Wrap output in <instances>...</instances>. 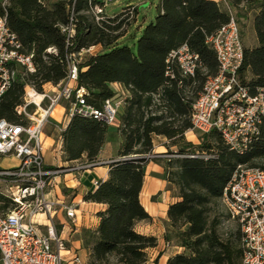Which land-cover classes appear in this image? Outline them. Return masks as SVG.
<instances>
[{
	"label": "trees",
	"instance_id": "1",
	"mask_svg": "<svg viewBox=\"0 0 264 264\" xmlns=\"http://www.w3.org/2000/svg\"><path fill=\"white\" fill-rule=\"evenodd\" d=\"M243 2L247 10L257 11L258 44L245 48L240 77L246 84L264 88V0L233 1L237 9ZM96 4L104 5L99 0H8L5 11L0 3L10 30L25 52L34 53L37 65L33 74L18 67L0 98V120L28 123L16 111L23 104L26 87L42 92L46 84L58 85L68 74V51L100 44V53L86 56L79 64L77 85L88 90L87 102L96 107L115 96L113 84L121 85L127 98L120 118L123 143L118 155L109 163L108 178L85 196L86 201L107 206L99 213L98 229L86 233L89 264L147 263L148 250L157 246V238L138 233L135 226L151 219L140 202L150 162L164 167L168 188L179 199L169 206L165 240L185 251L171 256L167 264H242L240 226L235 239L222 238L220 217L214 211L236 168L264 157V124L259 139L243 155L230 150L215 130L199 136L198 144L186 138L192 128L193 103L207 78L218 73L216 53L206 38L229 22V13L213 0H160L157 16L145 26L134 50L130 44L119 43L130 14L120 12L98 24L91 12ZM72 8L78 14L77 40L68 50L59 24L67 22ZM184 43L199 54L201 67L195 78H185L177 69L174 78H169L166 59ZM51 47L57 52L49 53ZM246 73H250L248 80L243 76ZM108 130L105 122L72 118L62 134L65 161L99 165ZM156 135L171 144H166V156L148 158ZM0 203V212L12 207L1 192Z\"/></svg>",
	"mask_w": 264,
	"mask_h": 264
},
{
	"label": "built area",
	"instance_id": "2",
	"mask_svg": "<svg viewBox=\"0 0 264 264\" xmlns=\"http://www.w3.org/2000/svg\"><path fill=\"white\" fill-rule=\"evenodd\" d=\"M8 0L2 6L6 11ZM104 5H94L91 12L100 24L108 17ZM136 11L134 5L121 12ZM77 12L70 11L66 23L59 24L66 49L77 40ZM115 15L111 16L114 17ZM206 43L215 53L218 73L209 76L192 106V128L188 132L200 136L217 131L230 150L246 154L259 139L264 123V88L246 84L240 77L244 63L245 46L236 17L230 12L229 22L214 34L207 36ZM101 45H93L66 54L67 77L52 90L38 92L27 86L23 104L16 111L25 116L26 124L0 120V157H16L18 165L0 169L3 195L10 199L12 207L0 212V264H64L62 250L65 238L59 235L54 219L60 210L76 222V207L55 200L51 191L56 178L67 173L79 174L93 167L90 163H75L50 167L44 159L43 130L53 117L55 109L63 105L65 126L75 116L93 118L113 125L125 106L127 92L117 85L115 96L101 107L87 102L89 92L77 85L79 60L84 54L96 55ZM102 47V46H101ZM49 53H56L49 48ZM18 67L25 74L37 70L34 53L24 51V46L7 23L6 14L0 13V98L12 84ZM201 67L200 56L184 43L172 50L166 59L165 74L174 78L175 69L185 78H195ZM30 91L40 96L37 99ZM187 132V134H188ZM186 134V135H187ZM154 150L148 158L163 157ZM100 181H94L98 187ZM223 201L229 214L240 226L242 234V264H264V170L260 167L239 165L224 189ZM43 215L48 223L42 233L36 217ZM81 263L79 257L75 258Z\"/></svg>",
	"mask_w": 264,
	"mask_h": 264
},
{
	"label": "crops",
	"instance_id": "3",
	"mask_svg": "<svg viewBox=\"0 0 264 264\" xmlns=\"http://www.w3.org/2000/svg\"><path fill=\"white\" fill-rule=\"evenodd\" d=\"M99 1L105 2L106 0ZM213 1L220 4H228L229 0ZM159 2L160 0H135L126 3L121 8L118 13L126 6L134 5L137 7V13L135 22L131 24L127 33L119 39L120 45L130 44L136 50V43L143 29L158 14L157 6ZM146 3H148V6L141 8ZM97 49L100 50L99 53L102 51L101 46ZM117 85L113 84V87L115 88ZM54 88L52 84L44 85V90H52ZM123 111L124 108L121 109L116 122L109 126L106 143L99 154L101 163L79 174L67 173L61 175L54 181L51 197L75 206L77 215L76 222L73 223L67 217L65 211L60 210L54 219L59 235L65 238V246L64 250H62L65 258L64 264H89L90 248L86 245V233L94 232L98 229L100 224L99 213L105 211L107 206L104 203L86 201L85 196L87 193L96 190L97 187L94 186V181L102 182L108 178L109 163L117 157L123 143V138L119 131L120 118ZM53 115L55 117H52L43 130L44 159L50 167L70 165L65 161L63 152L62 134L66 127L64 124V106H58ZM153 143L155 152L163 153L167 150L166 144L168 140L165 137L156 135L153 138ZM17 165L18 159L16 157H0V169ZM164 173L165 170L162 165L150 162L146 166L144 183L140 193V202L151 219L137 222L135 229L138 233L157 238V246L148 250V261L146 264H167L169 258L180 251L176 250L180 249V247H170L165 240L169 206L179 199L168 188ZM36 220L38 221L39 230L42 233H46L45 225L48 221L45 216L40 215L36 217ZM76 257L80 258L81 263L75 261Z\"/></svg>",
	"mask_w": 264,
	"mask_h": 264
},
{
	"label": "rangeland",
	"instance_id": "4",
	"mask_svg": "<svg viewBox=\"0 0 264 264\" xmlns=\"http://www.w3.org/2000/svg\"><path fill=\"white\" fill-rule=\"evenodd\" d=\"M5 1L6 0H0V3L1 2L4 3ZM55 1H57V0H51V2H55ZM133 1H135V0H111V1L108 0L107 7L105 8L106 13L109 16L117 15V13L121 10V8L126 3L133 2ZM233 1L236 3L239 0H233ZM233 1L229 0L228 4L227 3H221V6L227 13L230 14V12H231L236 17V19L239 23V26H240L242 40H243L245 48L254 47L258 44L255 29H254V18H255V14L257 11L253 10V9L247 10L248 6L245 2H243L242 5H240L237 9L236 6L234 5ZM103 3H104V1H103ZM147 6H148V3L141 6V8H146ZM136 13H137V7H136V11H135L133 17L129 21V25H127L124 28V31H123L124 35H125V33H127V30L129 29L131 24L133 22H135ZM102 50H103V47H102ZM88 55H90V54H84L81 57H78L79 62L81 63L84 60V58ZM243 76L245 77L246 80H248L250 78V73H246L245 75L243 74ZM26 90H29V88L26 87ZM24 97H25V95H24ZM53 117H55V116L53 115ZM199 136H200L199 133L188 132L186 138H187V140L198 144L200 142ZM167 144H171V141L170 142L168 141ZM174 149H175L174 147L171 148V150H174ZM164 152H167V151H164ZM69 164H75V163H69ZM246 165L247 166H259L260 168H264V157L257 158L252 163H249ZM0 192L2 194L4 192L3 186L1 184H0ZM214 214H218L220 217V224H219L218 229H219V232L221 233L222 238H228L229 237L231 239H235L238 235L239 224L234 219L231 218L229 211L227 209V206L225 205V203L222 200L220 201L219 206L215 209ZM170 247H173V246L170 245ZM176 250H180L179 253H183L185 251L184 248H180V249H176Z\"/></svg>",
	"mask_w": 264,
	"mask_h": 264
},
{
	"label": "bare ground",
	"instance_id": "5",
	"mask_svg": "<svg viewBox=\"0 0 264 264\" xmlns=\"http://www.w3.org/2000/svg\"><path fill=\"white\" fill-rule=\"evenodd\" d=\"M31 95H34L37 99L40 98V96L38 94H34L32 91H30Z\"/></svg>",
	"mask_w": 264,
	"mask_h": 264
},
{
	"label": "water",
	"instance_id": "6",
	"mask_svg": "<svg viewBox=\"0 0 264 264\" xmlns=\"http://www.w3.org/2000/svg\"><path fill=\"white\" fill-rule=\"evenodd\" d=\"M111 1V0H110Z\"/></svg>",
	"mask_w": 264,
	"mask_h": 264
}]
</instances>
